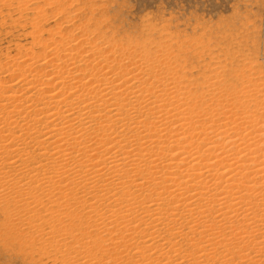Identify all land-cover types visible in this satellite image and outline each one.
I'll use <instances>...</instances> for the list:
<instances>
[{
	"label": "bare ground",
	"instance_id": "1",
	"mask_svg": "<svg viewBox=\"0 0 264 264\" xmlns=\"http://www.w3.org/2000/svg\"><path fill=\"white\" fill-rule=\"evenodd\" d=\"M62 13L37 51L0 59L6 229L60 264H264L258 69L195 73L163 41Z\"/></svg>",
	"mask_w": 264,
	"mask_h": 264
},
{
	"label": "rangeland",
	"instance_id": "2",
	"mask_svg": "<svg viewBox=\"0 0 264 264\" xmlns=\"http://www.w3.org/2000/svg\"><path fill=\"white\" fill-rule=\"evenodd\" d=\"M20 2L21 10L13 7L6 13V8H0V59L6 55L14 56L19 47L33 46L32 49L37 51L38 44L54 32L57 28H55L56 23L59 25L64 10L65 13L78 15L76 19L79 22L82 19L85 21L90 19L86 22L91 23L92 29L97 25L101 28L104 26L103 33L115 41L139 42L142 37L148 42L163 41L164 45L172 48L171 53L175 52L176 55L175 53L173 55L180 60L183 59L182 62L187 68L194 70L195 73L203 72L206 66L216 62L235 70L237 64L232 58L238 61L244 58L252 63L254 70L258 69L251 73L257 76L260 74L259 77L264 79V0H22ZM26 7L28 8L25 9ZM63 7L65 8L61 10ZM92 9L90 15L89 10ZM83 10L84 12H81ZM85 14L88 18H85ZM49 28H53L52 31ZM38 32L39 34H35ZM36 36L37 41L34 40ZM15 227L17 228L15 230L6 229L0 216V264H60L56 259L57 255L49 253L50 247L39 245L35 239H33L35 245H32L25 235V228ZM44 246L48 249H44Z\"/></svg>",
	"mask_w": 264,
	"mask_h": 264
}]
</instances>
